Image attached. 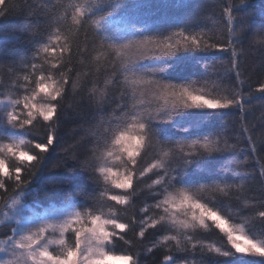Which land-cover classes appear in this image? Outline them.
Returning a JSON list of instances; mask_svg holds the SVG:
<instances>
[{
  "label": "snow or ice",
  "instance_id": "1",
  "mask_svg": "<svg viewBox=\"0 0 264 264\" xmlns=\"http://www.w3.org/2000/svg\"><path fill=\"white\" fill-rule=\"evenodd\" d=\"M225 2L221 0L222 6ZM240 4L244 7L227 2L218 18L226 37L223 43L203 14L179 22L149 23L138 14L156 6L149 0L56 5L64 8L63 18L48 15L24 23L21 32L28 35L30 48L12 54L14 82L0 79V88L9 97L0 99V128L4 129L0 200L8 210H0L5 217L0 228L7 229L0 231V264H109L111 260L141 264L138 255L111 254L119 242L133 246L129 234L140 241L153 236L147 251L162 250L161 264H205L206 260L207 264H264V164L257 161L260 199L252 205L253 198L241 199L244 184L229 183L238 176L226 175L238 173V165L244 163L233 159L235 147L229 148L226 142L222 147L220 133L205 131L228 110L246 134V106L255 100L264 102V83L253 89L241 79L244 52L255 43L264 53V26L254 31L247 12L251 5L248 0ZM163 6H184V0H169ZM7 12L6 0H0V17ZM69 15L77 32L94 23L96 71L84 88L98 117L114 105L111 117L99 123L115 127L96 134L89 156L79 164L93 184L82 186L77 194H65V207L72 211L25 217V198L35 195L34 182L60 138L61 120L69 109L76 110L67 100L80 86L77 80L69 86L67 75L74 36L72 29L61 31ZM41 24L48 25L47 38L37 30ZM57 51L58 63L48 62V56L55 57ZM217 52L227 55V74L202 62V54ZM197 71L206 75L197 77ZM97 72L104 78L95 79ZM30 83L34 86L29 87ZM247 140L256 152L253 137ZM259 150L264 152V141ZM67 151L75 153L76 148L70 145ZM149 153L152 158L145 162ZM7 161H12V171ZM25 172L27 176H22ZM139 185L144 187L138 192ZM141 193L143 206L125 218ZM233 197L240 200V211L231 202ZM210 231L218 232L220 246L203 242L202 233Z\"/></svg>",
  "mask_w": 264,
  "mask_h": 264
},
{
  "label": "trees",
  "instance_id": "2",
  "mask_svg": "<svg viewBox=\"0 0 264 264\" xmlns=\"http://www.w3.org/2000/svg\"><path fill=\"white\" fill-rule=\"evenodd\" d=\"M82 2L84 0H6L8 12L5 16L0 17V79L14 82L12 73L16 70L10 67L12 54L16 51L25 52L30 48V45L27 43L28 35L21 32V28L27 20L36 21L40 17L48 15H58L60 18H63L64 8H54V6H67L70 3ZM113 2L115 3L117 0H113ZM149 2L156 6L143 9L138 13L142 18L148 20L149 23L179 22L183 18L193 14H203L208 17L207 22L209 27L216 29L217 38L221 43L226 41V37L223 34V24L218 22L223 7L227 5V2H231L238 7H244V5L240 4V0H226L223 6L221 0H184V6H163L169 3V0H149ZM248 3L251 7L247 9V12L252 18L253 29L254 31H259L264 26V11H262L264 0H248ZM237 15H242V13H238ZM90 25L83 27L77 32L72 26L70 15L61 25L62 33L65 30L72 29L74 36V39L70 41L73 48L72 63L69 65L71 72H67V75L69 77V86L74 80H77L80 86L77 88L76 94L69 95L67 100L75 105L76 110L69 109V114L61 120L60 138L48 153L44 171L38 174V179L34 182L33 192L35 195L25 198V217L33 216L37 212L56 215L58 212L72 211L73 209L65 207V194H77L82 186L93 184L90 176L83 173L79 164L89 156V148L92 147L96 134L103 132L104 128L115 127L107 123L101 127L99 123L101 118L107 121L111 117V109L114 105L109 106L108 112L104 113L102 117H98L94 107L89 104L87 99L88 91L84 88L87 80L91 78V72L96 71V64L92 59L95 55L94 42L96 41V29L93 22H90ZM47 28L48 25L41 24L37 30L47 38V33L44 32V29ZM255 39L259 40L260 38L256 37ZM60 43H63V39H61ZM77 46L80 48L79 53L76 52ZM259 47L258 44L254 43L251 48H248L244 52L241 62V70L244 73L241 79L246 84H250L253 89L258 88L261 83H264V53L258 50ZM59 56L60 53L57 51L55 57L48 56V62L58 63ZM67 58L68 53L65 52L64 59ZM202 59L203 63L216 65L217 72L221 74L228 73L229 66L226 54L219 52L215 55L211 53L202 54ZM36 63L40 65L42 62L36 61ZM186 63L188 65H196L197 62L187 61ZM78 73L79 75H77ZM16 74L23 75V73L19 72ZM45 74L47 75L48 73ZM172 75H175V73H172ZM195 75L200 77L206 75V73L197 71ZM55 78L58 79L59 77L56 76ZM102 78H104V74L97 72L95 79ZM226 82L231 83L232 81L226 80ZM28 86L32 87L34 85L30 83ZM88 88H91L90 84ZM4 92L5 89L0 88L2 96ZM256 95H259V93H256ZM39 99L40 97L38 96L37 100ZM245 111L247 117L243 127L248 130L246 134H242V126L237 121L234 112L228 110H225L224 115L218 116L217 119L212 121L205 131L211 130L220 133L222 147L225 142L229 148L235 147L237 154L233 159L243 161L244 163L238 165L240 169L238 173L234 174L230 172L226 173V175L230 177L237 175L238 179L229 180V183L244 184L245 192L241 194V199L245 196L251 197L253 199H251L250 203L256 205V202L260 199V177L257 161L259 160L260 163L264 164V152L259 150V144L264 141V130H261V122L264 121V102L255 100L251 105L246 106ZM36 131L40 135L43 134L39 127H37ZM2 133L0 132V134ZM129 134L135 136L137 133L134 130H129ZM248 136L253 137V141L257 145L256 152H253L249 147ZM4 142L7 143V141ZM70 145L75 146V153L67 151ZM151 158L152 154L149 153L148 156L144 157V160L147 162ZM114 163L118 164L119 161H114ZM7 164L9 171H12L14 169L12 161H7ZM119 171L123 173L124 169L120 168ZM33 172H35V169H33ZM22 176H27V173H23ZM143 187L144 185H139L137 191L139 192ZM8 189V196L10 197L12 196L10 185ZM2 191L0 190V192ZM207 195L208 193H205V196ZM77 198L82 199L80 196ZM142 199L143 194L141 193L137 204L129 208L124 214L125 218L137 214L138 208L143 206ZM231 202L236 211H240V200L233 197ZM0 210L8 211L4 208L3 200H0ZM75 210L80 209L77 208ZM244 214H248V209L244 210ZM4 219L5 217L0 215V220ZM0 231H7V229L0 228ZM128 238L133 241L132 247L119 242L111 254L115 256L132 253L141 258V264H161L163 258L162 250H153L151 253L147 251V248L151 246V241L154 239L153 236H148L144 241H140L132 234H129ZM201 239L205 243H216L217 246L221 244V237L217 231L204 232L201 235ZM52 247L56 248L55 245ZM109 264H123V262L111 260ZM205 264H207V260Z\"/></svg>",
  "mask_w": 264,
  "mask_h": 264
},
{
  "label": "rangeland",
  "instance_id": "3",
  "mask_svg": "<svg viewBox=\"0 0 264 264\" xmlns=\"http://www.w3.org/2000/svg\"><path fill=\"white\" fill-rule=\"evenodd\" d=\"M0 99H8V97H5L4 95L2 96L1 94H0ZM0 132H4V129L3 128H0Z\"/></svg>",
  "mask_w": 264,
  "mask_h": 264
}]
</instances>
